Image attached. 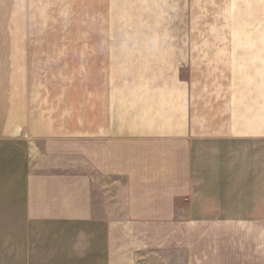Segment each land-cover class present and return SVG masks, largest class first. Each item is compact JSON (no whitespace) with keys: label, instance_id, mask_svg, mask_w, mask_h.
<instances>
[{"label":"crops","instance_id":"1","mask_svg":"<svg viewBox=\"0 0 264 264\" xmlns=\"http://www.w3.org/2000/svg\"><path fill=\"white\" fill-rule=\"evenodd\" d=\"M175 1L185 0H20L34 23L26 29L44 27L37 20L47 7L54 28L100 36L131 31L126 39L123 32L82 44L67 39L46 50L37 41L25 49L26 60H191L179 43L139 36L160 28L154 23H164ZM131 81L100 86L97 96L88 92L82 133L57 137L73 142L61 150L66 165H42L29 154L19 127H35L38 118L21 117L17 110L29 108L0 90V264H165L175 223L187 255L182 223L214 227L237 220L246 223L245 264H264V103L240 113L228 102L206 108L197 99L191 107L188 87L182 113H174L163 107L180 87L155 90ZM232 206L246 207L242 217Z\"/></svg>","mask_w":264,"mask_h":264},{"label":"rangeland","instance_id":"2","mask_svg":"<svg viewBox=\"0 0 264 264\" xmlns=\"http://www.w3.org/2000/svg\"><path fill=\"white\" fill-rule=\"evenodd\" d=\"M176 3L173 2L171 13L165 14L164 23H154L160 28L138 31L139 36L179 43L191 60L86 62L28 61L26 55L29 52L25 49L35 48L37 41L46 50L51 48L47 44L67 39H76L77 44L87 38L118 39L121 32V37L126 39L131 31L114 30L100 36L99 31L54 28L53 15L47 12V7L37 20L44 22V27L26 29V25L34 23L28 24L32 20L20 0H0V90H7L13 102L29 108L17 110L21 117L33 115L38 118L35 127H19L28 141L30 155L41 158L42 165L68 164V156L61 150L72 149L73 142L60 141L57 137L82 133L88 92L97 96L98 87L128 85L129 79L140 87H154L155 90L162 86L171 90L180 87L173 95L174 99L163 107L174 113L182 110L183 89L188 87L192 92L191 107L197 99L206 108L228 102L231 111L240 113L249 106L255 108L264 103V0H185L182 5ZM21 39H27L28 45L20 46ZM20 47L24 49L23 54ZM6 48L11 54L9 61H5L7 56H2L8 54ZM33 57L40 58L35 53ZM77 57L83 58L79 54ZM164 81L173 83L163 84ZM10 112L15 114V109ZM35 134L43 137H32ZM234 209L242 217L246 207L232 206L231 210ZM245 224L239 220L222 222L214 227L182 223L188 228L185 255V239L179 243V228L176 229L179 223H175L170 237L171 256L165 264H245ZM202 229L206 232L202 233ZM180 248L183 252L178 255Z\"/></svg>","mask_w":264,"mask_h":264}]
</instances>
